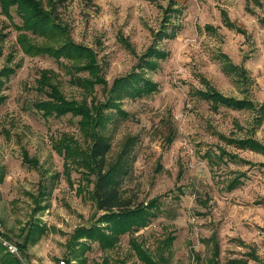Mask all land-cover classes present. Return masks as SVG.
I'll list each match as a JSON object with an SVG mask.
<instances>
[{"label":"rangeland","instance_id":"374dc122","mask_svg":"<svg viewBox=\"0 0 264 264\" xmlns=\"http://www.w3.org/2000/svg\"><path fill=\"white\" fill-rule=\"evenodd\" d=\"M167 3L70 0L60 8L68 37L94 49L106 79L87 87L78 77L92 79L90 69L77 68L85 59L33 50L59 39L25 29L16 9L7 14L0 4V243L20 264H144L129 232L110 248L81 237L89 243L82 250L70 241L75 228L98 219L101 210L92 196L95 174L85 165L66 166L56 141L68 135L86 145V133L79 115L44 114L34 102L51 98V87L40 82L45 71L67 99L105 102L114 78L139 69V55L153 44L168 52L156 68H143L157 89L118 98L124 111L106 108L114 111L105 130L109 161L132 140L123 192L137 202L158 198L157 215L135 235L155 255L169 254L171 264H206L213 243L206 239L214 232L218 264L249 257L251 250L264 258V151L221 136L252 135L264 143L258 109L264 101V0H177V10L166 13ZM223 10L236 28L224 22ZM162 29L173 34L156 35ZM209 85L256 106L215 107L199 93ZM234 177L239 182L230 189ZM170 233L175 238L162 248Z\"/></svg>","mask_w":264,"mask_h":264},{"label":"trees","instance_id":"16d2710c","mask_svg":"<svg viewBox=\"0 0 264 264\" xmlns=\"http://www.w3.org/2000/svg\"><path fill=\"white\" fill-rule=\"evenodd\" d=\"M70 0H0L2 10L7 14L11 8H15L22 19L21 25L38 35L48 38H58L59 42L54 45H36V49L49 53L58 58H74L76 60L85 59L86 63L77 65V68H89L92 73L91 78L78 77L80 83L87 87L96 82L105 85L106 79L100 75V67L96 63V54L90 46L76 42L68 37L69 28L60 15V8L67 5ZM177 0H168L166 13L177 10L175 5ZM224 22L236 28V23L229 17L226 10L222 13ZM259 21L264 24V14L259 17ZM166 25V23H163ZM238 28V27H237ZM238 30H242L239 29ZM171 36L173 31L167 29L158 30L156 35L161 34ZM244 32V31H243ZM53 44V43H52ZM32 49V48H31ZM30 48L27 51L31 50ZM33 52V51H32ZM168 55V52L157 44L150 45L147 50L140 54L136 63L139 68H134L128 73L114 78L108 98L105 102H100L94 106L86 103H79L75 100L67 99L61 92L59 86L52 83L49 78L50 71H45L40 78L41 86L49 85L51 98L38 99L34 105L44 114L63 115L67 112L79 115L81 118V128L86 133V145H83L77 138L64 135L56 142L60 151L64 152L66 166L69 164L85 165L89 172L95 174L92 196L96 206L101 210L100 217L90 224L80 225L71 234L70 241L79 243L82 250L89 248L88 240L81 237L97 240L101 247L110 248L116 245L121 234L129 232L130 246L144 264H171L170 255L160 251L155 255L149 247L145 246L139 235L135 232L142 226L147 225L159 210L158 198L154 197L148 202L135 201L131 195H126L121 187L122 178L129 172V154L132 140H128L116 157L109 161L108 154L111 148V140L105 130L108 122L112 118L114 111H107V107L116 106L119 111H124L120 107L118 98L126 95L137 96L149 93L158 87V83L144 76L143 68H156L159 59ZM12 70V69H10ZM77 80V79H75ZM42 88V89H43ZM199 93L212 101L213 106L225 104L234 108L254 107L256 103L249 98H239L233 95H226L212 85L199 90ZM3 98L0 95V100ZM258 109L264 113V101L258 105ZM117 111V110H116ZM115 111V112H116ZM227 142L242 148H252L264 151V143L252 135L246 136H225L221 135ZM223 152H226L223 149ZM264 164V162H262ZM239 179L234 177L229 182V188L238 184ZM102 222V223H100ZM175 238L173 233L168 234L162 248L167 247ZM27 238L21 242V246H27ZM212 243V254L208 257L206 264H218L220 254V244L217 234L214 232L206 239ZM0 243V264H20L18 258L7 252ZM249 257L232 258L231 264H264V258L260 257L255 250L248 253ZM253 259V262L250 261Z\"/></svg>","mask_w":264,"mask_h":264}]
</instances>
